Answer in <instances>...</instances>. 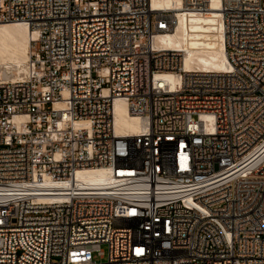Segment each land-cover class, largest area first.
I'll return each instance as SVG.
<instances>
[{"label": "built area", "instance_id": "2783aa9c", "mask_svg": "<svg viewBox=\"0 0 264 264\" xmlns=\"http://www.w3.org/2000/svg\"><path fill=\"white\" fill-rule=\"evenodd\" d=\"M219 3L226 71L156 45L176 17L151 0H0L32 34L0 75V264H264V0ZM89 167L114 182L77 185Z\"/></svg>", "mask_w": 264, "mask_h": 264}, {"label": "bare ground", "instance_id": "6f19581e", "mask_svg": "<svg viewBox=\"0 0 264 264\" xmlns=\"http://www.w3.org/2000/svg\"><path fill=\"white\" fill-rule=\"evenodd\" d=\"M156 9L174 12L173 29L155 36V44L182 52L183 67L207 71H226L230 68L225 49L223 16L219 0H212L206 11L186 10L185 0H151ZM31 30L22 22L0 23V75L14 79L28 71L32 51ZM34 36V35H33ZM169 82L175 81L173 73L162 74ZM115 128L118 134L131 136L142 131L141 119L132 116L120 98L114 102ZM209 120V116H202ZM77 185L85 189L103 188L114 181L106 167H89L80 170Z\"/></svg>", "mask_w": 264, "mask_h": 264}, {"label": "rangeland", "instance_id": "374dc122", "mask_svg": "<svg viewBox=\"0 0 264 264\" xmlns=\"http://www.w3.org/2000/svg\"><path fill=\"white\" fill-rule=\"evenodd\" d=\"M101 247L103 248V250L105 251V253H107V247H106V245L103 244ZM95 258H96L97 260H99V257H98V256H95ZM104 260H106V257L104 258Z\"/></svg>", "mask_w": 264, "mask_h": 264}]
</instances>
